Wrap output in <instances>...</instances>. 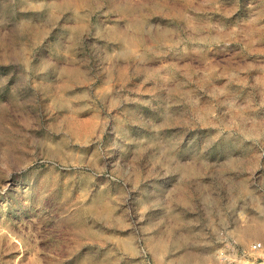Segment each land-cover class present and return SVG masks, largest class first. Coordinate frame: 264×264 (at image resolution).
<instances>
[{
    "label": "rangeland",
    "instance_id": "obj_1",
    "mask_svg": "<svg viewBox=\"0 0 264 264\" xmlns=\"http://www.w3.org/2000/svg\"><path fill=\"white\" fill-rule=\"evenodd\" d=\"M0 264H264V0H0Z\"/></svg>",
    "mask_w": 264,
    "mask_h": 264
},
{
    "label": "built area",
    "instance_id": "obj_2",
    "mask_svg": "<svg viewBox=\"0 0 264 264\" xmlns=\"http://www.w3.org/2000/svg\"><path fill=\"white\" fill-rule=\"evenodd\" d=\"M263 248L262 243L261 242H253L250 246V250L251 251H259Z\"/></svg>",
    "mask_w": 264,
    "mask_h": 264
},
{
    "label": "bare ground",
    "instance_id": "obj_3",
    "mask_svg": "<svg viewBox=\"0 0 264 264\" xmlns=\"http://www.w3.org/2000/svg\"><path fill=\"white\" fill-rule=\"evenodd\" d=\"M254 230H256V229H254ZM254 230L251 232L252 234L256 233V231H254ZM248 233H249V232H248ZM154 246H155V245H154ZM221 259H222V258H221Z\"/></svg>",
    "mask_w": 264,
    "mask_h": 264
}]
</instances>
